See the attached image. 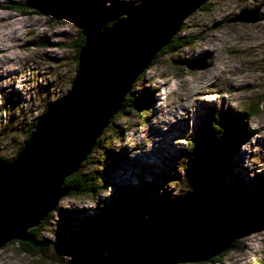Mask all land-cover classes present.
Masks as SVG:
<instances>
[{
	"label": "rangeland",
	"instance_id": "rangeland-1",
	"mask_svg": "<svg viewBox=\"0 0 264 264\" xmlns=\"http://www.w3.org/2000/svg\"><path fill=\"white\" fill-rule=\"evenodd\" d=\"M33 1L0 0L1 15L16 16L20 24L36 22L34 27L26 23L18 43L7 42V45L16 44L14 53L29 61L26 65L23 62L14 66L20 70L13 74L15 83L21 82L19 95L8 88L12 90L10 95L3 87L6 82L0 83V162L11 161L16 156L47 104L69 91L77 66L78 17L93 4L92 0H78L83 6L76 11L77 18L56 20L32 13L33 8L27 4ZM140 1L94 0V3L103 11V18L112 23L116 14ZM6 3L18 5L21 11L5 8ZM206 4L208 10L197 9L177 32L195 39L176 54H157L155 62L133 83L130 91L133 96L148 97L143 100V108H130L125 115L117 112L99 136L89 159L82 162L79 170L92 176L89 182L100 181L95 184L101 189H94L89 195H66L60 199L46 224L35 232L43 242V254L32 257L19 251L17 243L10 242L0 249V264L89 262L103 256L123 224L129 210L125 194L136 199L137 209L152 210V215L156 204L186 195L195 186L194 175L184 170L188 158L186 140L199 128L201 117L211 108L233 120L237 113L262 101L259 114L246 116L245 123L241 124L244 143L225 159V170L217 175L210 194L214 211L229 199L241 209L252 207L255 201L264 204V0H208ZM256 8H259V21L233 20L241 10ZM27 28L30 32H26ZM203 50L209 51L207 56L213 65L186 63L198 61L204 56ZM179 60L182 63H174ZM28 66L37 71L26 70L22 74ZM152 87L156 89L153 98L150 97ZM156 107L167 112L161 121L156 116ZM164 118L172 123L179 120V123L171 129L166 126L168 131ZM162 131H168L169 135H160ZM158 138L162 142L156 144ZM139 139L141 145L137 144ZM143 156L147 159H142ZM123 167L127 173H122ZM144 181L151 184L146 195L134 196L133 189ZM102 205L100 214L98 207ZM94 217L99 221L91 222ZM81 223L85 224L84 228ZM98 224L102 229L95 231L93 225ZM64 240L74 241L73 254L64 253ZM80 242L82 246L78 247ZM184 264H264V231L237 240L236 248L228 249L223 258Z\"/></svg>",
	"mask_w": 264,
	"mask_h": 264
},
{
	"label": "water",
	"instance_id": "water-1",
	"mask_svg": "<svg viewBox=\"0 0 264 264\" xmlns=\"http://www.w3.org/2000/svg\"><path fill=\"white\" fill-rule=\"evenodd\" d=\"M207 1L141 0L110 26L91 15L83 18L84 40L69 91L47 104L16 156L0 162V249L10 242L41 249L43 242L30 230L67 195L65 179L79 171L135 80ZM258 12L241 10L233 20L255 23ZM211 187L198 182L186 195L161 202L155 215L130 212L103 256L78 264L207 262L264 231V204L241 209L229 199L214 211ZM63 243L64 253L73 254L74 241Z\"/></svg>",
	"mask_w": 264,
	"mask_h": 264
},
{
	"label": "trees",
	"instance_id": "trees-1",
	"mask_svg": "<svg viewBox=\"0 0 264 264\" xmlns=\"http://www.w3.org/2000/svg\"><path fill=\"white\" fill-rule=\"evenodd\" d=\"M92 2H93L92 6L87 10H83L78 17L79 24H80V30L78 32L79 42L75 46L76 47L75 60H77L79 49L81 48L83 44V40H84L80 34L81 29H82V24H83V18L86 15H91L93 16V19L95 21L107 22L103 18L104 16L101 15L103 12L101 8H99L94 3V0H92ZM207 5L208 4L206 3L203 4L199 8V10H202V11L208 10ZM5 6H7L6 8L9 7L8 9H12L15 11H19V10L21 11L19 6L16 4L11 5L9 3H6ZM27 6L33 8L31 11H33L32 13L34 14H39L38 12L41 11L44 15L50 16L56 20H62L65 18H77L76 11L81 10L83 5L78 0H34L30 4H27ZM128 9H130V6L125 7L124 10H128ZM24 12H27V11H24ZM123 13L124 12L122 13L120 12L116 14L115 17L116 18L122 17ZM111 24L112 23L107 22V26H110ZM193 39H195L193 36L185 37L180 34H177L171 39L169 44L166 47H164L159 53L160 54L161 53L162 54H176L182 48L186 47L188 43L192 42ZM155 59L151 64L155 62ZM174 63L179 64V63H182V61L179 60V61H175ZM186 63L190 64L191 61H187ZM194 67L198 68V66H195V65ZM176 78H177V75L172 79H176ZM147 98H148L147 96H144L143 98L139 99L138 97L133 96L131 93L127 94L124 98V103L119 113L125 115L129 111L130 108L136 109V110L142 109L144 105L143 100L145 102ZM261 104H262V101H257L253 106H250L244 112L237 113L234 116L233 120L228 119L227 116H225L224 114H222L215 108L206 110V114L202 116L200 119L199 128L196 129L195 132H193L190 135L188 140H186L188 151L187 153H185V156H187L188 158H186V161L184 162L185 163L184 170L194 175L195 184L198 182L204 181V182H208L212 187L215 186V179L218 174H220L222 171L225 170V163L228 160L229 155H231L232 152L237 150L242 145V143H244V139H245L244 130L241 127V124L245 123L244 119H246V116L250 118V117H253L259 114L260 109L262 107ZM45 110H46V107L44 109V112ZM89 157L90 155L87 156L86 160H88ZM226 158L227 160H225ZM4 162H8V160L7 161L5 160ZM89 180H92V176L89 174H85L81 170H79L76 174H73L72 176L66 178L63 186L67 188V196L89 195L90 193L92 194L94 192V189H101L100 186L95 184V182L98 183L100 181L93 180L89 182ZM144 182L145 183L139 184L136 189H133L134 196L135 194H138V193L146 195V192L151 186V184H149L146 181ZM129 186H131V188H135V187H132L133 185H129ZM124 197L128 199L129 201V210H128L127 215L130 212L137 213V212L143 211L141 209H137L139 205L138 203L135 204L136 199L132 195L129 196L125 194ZM138 201H140V198H138ZM160 203L156 204V206H158ZM103 207H104L103 205L98 207L100 214L103 212ZM107 212L110 213L111 211L108 210ZM49 214L40 223L39 226L30 230L31 234L34 236L36 240H38V238L36 237L35 232H37L39 228L43 227V225L46 224ZM101 216L102 215H98V217H101ZM96 220L99 221L98 218L94 217L92 218L91 222H94ZM83 225L85 226V224L81 223V228H84ZM90 226H91V223H90ZM93 229L95 231H99L102 229V226L101 224L93 225ZM12 243H17L19 246V251L24 252L32 257H37L39 254L44 253L43 247H41V249L36 252L31 248V246L28 243H22V242H12ZM236 244H237V241H235L231 245V248H234V247L236 248ZM226 254H227V251L221 253L220 255H217L215 258L216 259L223 258L226 256Z\"/></svg>",
	"mask_w": 264,
	"mask_h": 264
},
{
	"label": "bare ground",
	"instance_id": "bare-ground-1",
	"mask_svg": "<svg viewBox=\"0 0 264 264\" xmlns=\"http://www.w3.org/2000/svg\"><path fill=\"white\" fill-rule=\"evenodd\" d=\"M2 6H4V5H2ZM6 7L7 6H5V8ZM38 13L40 15H44L41 11H39ZM20 21L21 20H19L18 18H16V16L1 15L0 14V83H5L6 82V85H3V87L6 90H8V88H10V89L12 88L13 93L15 92L18 95L20 94V87L19 86L21 85V82L18 81V84L15 83L17 81H15L13 79V74H17L20 70H19V68L17 69L18 66L16 68L14 66L16 64H22L23 62L26 65V64H28V61L29 60H24L21 57H19L18 54H15L14 52L17 51V45L16 44L7 45V42H8V40H13V43H18V40L21 38L22 33L25 32L24 30H26V27H27V24L26 23H28V26L29 27H34L35 26V23H36L35 20H30V21H27V22H24V23L20 24ZM26 32H30V30L28 29ZM207 54H209V51H204L203 50V55L204 56L199 57L197 59L198 61H191V62L192 63H199V62L201 63L202 62L205 66H209L210 64L213 65V61L211 60V58L209 56H207ZM1 62H2V65H4L2 67H1ZM13 70H14V72H13ZM26 70H28L29 72H36L37 71L36 68H33L31 66H28V68H25L24 67V69H23V71L21 73L23 74V73L27 72ZM12 90H8V91H10L9 92L10 95L12 94ZM150 91H151L150 97L153 98L154 97L153 94L156 92L155 87L154 88L153 87L150 88ZM3 99H5V97H3ZM189 105H190V103L188 104V106ZM183 106L184 105L182 104L181 107H183ZM155 111H156V116L160 119V121L163 119L162 117H164V115H166V113H167V112L166 113L165 112L163 113L162 112L163 110L161 109V107L160 108L159 107L158 108L156 107ZM182 117H183V115H182ZM176 123H179V120L176 121V122H174V123H172L170 120L168 121V120H166V118H164V123L163 124H164L165 127L167 126L169 129H171V128H173V126L176 125ZM167 127H166V130L169 131V129ZM168 131H162L160 135L168 136L169 135ZM160 142H162V140H161V138H158L156 144H159ZM141 143H142V141H141V139H139L138 142H137V144L138 145H141ZM142 159H147V158L145 156H143ZM131 165H134V163L131 162ZM122 169H124L122 171V173H127L126 172V169L124 167ZM130 185H133V183L132 184L130 183Z\"/></svg>",
	"mask_w": 264,
	"mask_h": 264
}]
</instances>
